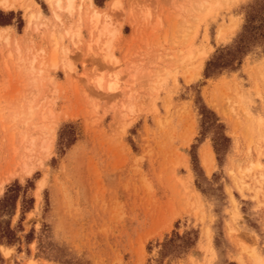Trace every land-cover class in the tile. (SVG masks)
<instances>
[{"label":"rangeland","instance_id":"374dc122","mask_svg":"<svg viewBox=\"0 0 264 264\" xmlns=\"http://www.w3.org/2000/svg\"><path fill=\"white\" fill-rule=\"evenodd\" d=\"M13 1L22 10L0 6V198L29 179L33 201L21 213L18 199L0 264H264L263 48L204 76L251 0ZM186 232L192 247L162 253Z\"/></svg>","mask_w":264,"mask_h":264},{"label":"trees","instance_id":"16d2710c","mask_svg":"<svg viewBox=\"0 0 264 264\" xmlns=\"http://www.w3.org/2000/svg\"><path fill=\"white\" fill-rule=\"evenodd\" d=\"M96 4L97 0H96ZM21 20V19H20ZM12 24V16L0 12V26ZM256 47H262L264 53V0H251L245 6L244 23L240 32L237 34L233 43L217 49L213 57L207 62L204 76L206 78L219 76L223 71H235L240 68L244 56ZM202 112L210 111L206 105L201 102ZM212 112V111H211ZM215 125L219 129V138L222 144L214 145V151L219 154L222 149H227L229 137L225 134V126L216 118ZM225 142V143H224ZM224 145V146H223ZM195 145L192 144L193 148ZM193 170L198 175L196 165V155L191 153ZM33 187L31 180H26L25 185H21L17 180L10 183L0 198V244H13L18 239L15 231L10 228L8 219L14 214L16 203L20 199L21 213L31 208L32 197L29 196L28 190ZM196 187L201 190L196 180ZM198 238L197 233L191 236L190 232L183 235L174 233L171 237L165 238L162 245V253L169 251L185 252L192 247Z\"/></svg>","mask_w":264,"mask_h":264},{"label":"bare ground","instance_id":"6f19581e","mask_svg":"<svg viewBox=\"0 0 264 264\" xmlns=\"http://www.w3.org/2000/svg\"><path fill=\"white\" fill-rule=\"evenodd\" d=\"M48 2H49V4H50V6L51 7H59L60 6V4H62L61 3V0H47ZM68 2H69V8H71V7H73V0H68ZM68 4V3H67ZM0 6L2 7V8H4V9H8L9 7H11V4L8 2V0H1L0 1ZM65 6H66V4H65ZM64 7V6H63ZM68 7H65V8H68ZM62 9V8H61ZM67 10V9H66ZM68 10H72V9H68ZM53 11H54V9H53ZM64 13V12H63ZM72 13V12H71ZM40 15H41V13H40ZM38 17V15H35V13H30V14H27V26H26V31H25V33H26V35L27 34H29L30 33V31H31V28H32V26H33V24L35 23V20H36V18ZM94 18H96V17H93V19ZM96 19H98V18H96ZM37 21V20H36ZM94 21H96L95 19H94ZM93 21V22H94ZM97 22V21H96ZM94 24H95V22H94ZM92 26H93V24H92ZM96 28V27H95ZM236 28V27H235ZM1 30H4V29H1ZM92 30V29H91ZM230 30V29H229ZM223 32H224V30H222ZM221 31V32H222ZM219 38H224V36H221V34L219 35ZM203 62H204V59H202V61H201V64H200V66L198 67V71L199 70H201V68H202V66H203ZM250 68V67H249ZM187 76V75H186ZM186 78V77H185ZM187 82H189L190 81V77H187ZM210 96V95H209ZM213 96H211V98H212ZM210 100V99H209ZM208 103V102H207ZM211 104V103H210ZM212 106L213 107H215L217 110H218V112L221 114V115H223L224 117H226V118H228L229 120L231 119V111L230 110H228L227 108H225V106L223 107V106H221V107H219L218 105H217V103H216V100L214 99V100H212ZM243 107V106H242ZM247 109H248V107H247ZM250 110V109H249ZM250 115V114H249ZM233 117V116H232ZM233 120H235V118H233ZM234 122V121H233ZM236 122V121H235ZM253 122V125H255L257 122H259V119L258 118H256L254 121H252ZM233 124V123H232ZM250 124H251V122H250ZM260 124V123H259ZM238 126V125H237ZM251 126V125H250ZM258 126H260V125H257V127ZM232 127H235V125H233ZM237 128V127H236ZM232 129V128H231ZM234 129L235 128H233L232 129V132H234ZM246 129V128H245ZM248 129V128H247ZM256 129H258V128H256ZM260 129H261V126H260ZM259 130V129H258ZM236 132V135H238V132L237 131H235ZM234 132V133H235ZM251 132V131H250ZM262 132V131H261ZM233 133V134H234ZM258 133V132H257ZM261 135H263V134H261ZM234 136V135H233ZM18 155V156H17ZM24 159H26V158H24ZM23 159V156L20 154H15V155H12V157H11V159L9 160V162H8V170L7 171H9V175L10 176H12L14 173H16V170L18 169V168H20V167H23L24 166V160ZM201 160H202V164H203V166L205 167V169L207 170V172H210L211 170H212V168H213V165H214V152H213V150H212V148L211 147H205L203 150H202V155H201ZM7 175H8V173H7ZM39 192H40V190H38L37 191V194L39 195ZM261 259V258H260ZM258 261H259V259H258Z\"/></svg>","mask_w":264,"mask_h":264},{"label":"crops","instance_id":"0c3cea01","mask_svg":"<svg viewBox=\"0 0 264 264\" xmlns=\"http://www.w3.org/2000/svg\"><path fill=\"white\" fill-rule=\"evenodd\" d=\"M33 1H35V2H37L36 0H33ZM48 4H49V2L47 1V0H45ZM62 1V0H61ZM110 1L111 0H104L103 1V3H102V5H97L95 2H94V0H93V3L95 4V6H97L98 8H104V9H106V8H108V4L110 3ZM8 2L11 4V7H9L8 9H6V10H9V9H13V8H16L17 7V4H16V2H14L13 0H8ZM38 3V2H37ZM39 4V3H38ZM50 5V4H49ZM40 6V5H39ZM4 9V8H3ZM17 9H19V10H22V8L21 7H17ZM16 10V9H15ZM30 13H35V15H40V12L39 13H36V12H29V13H27V14H30ZM28 22V21H27ZM10 25H7L6 27H9Z\"/></svg>","mask_w":264,"mask_h":264}]
</instances>
